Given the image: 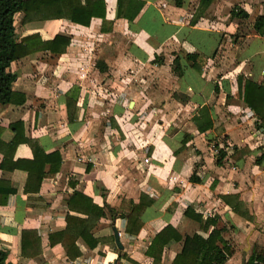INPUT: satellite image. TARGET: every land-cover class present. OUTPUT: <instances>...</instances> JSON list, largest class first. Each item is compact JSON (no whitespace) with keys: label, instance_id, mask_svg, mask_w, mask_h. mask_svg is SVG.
Segmentation results:
<instances>
[{"label":"crops","instance_id":"1","mask_svg":"<svg viewBox=\"0 0 264 264\" xmlns=\"http://www.w3.org/2000/svg\"><path fill=\"white\" fill-rule=\"evenodd\" d=\"M101 1L102 13L88 25L65 17L20 23L22 12L13 13L17 39L37 31L69 40L61 52L38 49L8 66L16 76L14 99L0 105V248L6 261L169 264L185 234L205 236L212 226L201 230L183 214L187 207L202 218L215 215L214 226L224 227L233 252L221 264H242L253 245L264 247V133L254 126L236 79L264 81V31L251 26L264 0ZM232 6L247 16L230 17ZM185 52L204 55L200 70ZM198 113L199 124L212 125L198 130ZM13 121L21 122L22 137L12 143ZM34 147L59 158L52 171L43 163L37 186L21 167L33 160ZM74 190L109 204L115 215L94 221L88 232L99 239L93 247L77 235L80 253L71 259L49 234L64 228L66 212L87 216L68 208ZM236 200L243 214L232 208ZM128 215L138 225L134 232L125 230ZM165 224L180 238L162 245L154 260L145 250Z\"/></svg>","mask_w":264,"mask_h":264},{"label":"trees","instance_id":"2","mask_svg":"<svg viewBox=\"0 0 264 264\" xmlns=\"http://www.w3.org/2000/svg\"><path fill=\"white\" fill-rule=\"evenodd\" d=\"M142 2H139L135 8V13L138 11ZM235 7V9H234ZM103 2L101 0H0V105L10 102L14 99V92L11 89V83L14 80L16 73L11 71L8 66L12 59L18 58L29 52L38 49H48L52 52H61L68 43V36L60 33H55L49 38H42L40 33L33 31L22 35L19 39L16 38L13 24V13L21 11L22 15L19 19L20 23L31 19H45L53 17H65L71 21H75L84 25H88L92 16L102 13ZM230 17L245 18L247 12L241 7L232 6L229 11ZM130 18V17H128ZM252 28L258 34L264 31V11L257 14L252 23ZM185 56L190 60L191 66L196 70H200V64L203 63L204 55L198 52H185ZM237 87L240 92V98L245 105L253 112L255 116L254 126L259 128L264 133V81H254L249 78H244L241 83L239 78L236 79ZM19 101L23 97L18 98ZM200 113L193 116L194 122L198 130H204L210 127L211 121L208 120L201 125L198 121ZM9 128L14 131L10 138L12 143L19 140L21 134V122L13 121L8 124ZM20 130V133H19ZM1 131V128H0ZM1 144V140H0ZM224 151L222 147L218 149V155H222ZM29 160L28 166H21L26 169L27 177L33 174L36 177V185L43 174L42 168L45 161L49 162L48 171L55 169V164L59 161L56 152H51L48 155H41L35 150ZM218 158H216V162ZM19 167L18 165H11V168ZM38 169V172H37ZM193 172L190 174V179H193ZM196 179V178H195ZM240 202L236 200L232 202L231 206L234 211L241 214L245 210L236 207ZM69 209H79L85 211L87 216H78L66 212L65 226L59 231L49 234L52 240L59 241L64 249L67 257L74 258L80 251L77 249L73 240L77 235H80L85 242L93 247L99 238L91 235L88 230L94 224V221L99 216L108 215L110 218L115 215V210L109 204L103 202L101 205L93 203L90 196L80 191L74 190L66 200ZM141 200L135 205H141ZM130 211L134 214L135 209ZM183 214L194 218L201 230H206L208 225H212L205 236L197 232L185 234L183 243L179 252H177L171 259L169 264H221L233 252V247L230 241L224 238L221 234L224 227H215L214 223L216 216H209L202 218L200 214H196L187 207L183 210ZM131 215V214H129ZM126 216L127 222L125 230L127 232H134L138 228L135 224L134 217ZM131 217V218H130ZM132 226V227H131ZM180 234L170 225L165 224L154 235L148 244L145 253L152 256L154 260H158L162 245L168 240H177ZM24 241L22 242V248ZM22 252L25 253L22 249ZM264 261V247L253 245L252 251L242 264H260ZM0 264H11L6 261V249L0 248Z\"/></svg>","mask_w":264,"mask_h":264},{"label":"rangeland","instance_id":"3","mask_svg":"<svg viewBox=\"0 0 264 264\" xmlns=\"http://www.w3.org/2000/svg\"><path fill=\"white\" fill-rule=\"evenodd\" d=\"M231 51H232L231 49H229V48L227 49V47H226V53H231ZM218 59H221V58L218 57ZM222 66H223L222 70H224L225 68H226V69L228 68V66H226L225 64H222ZM222 66H221V67H222ZM218 75H220V73H219ZM250 128H251V127H250ZM248 130H250V129H247V128H246V129H244V132H246V131H248ZM256 139L259 140V142L261 141V138H260V137H256ZM256 139H255V140H256ZM261 144L263 145L264 143H261ZM256 147L260 148V146H258V145H257ZM260 149H261V150H264V147H261ZM260 165H261L262 168H264V162H262ZM258 182H259V181H258ZM230 242H231V241H230Z\"/></svg>","mask_w":264,"mask_h":264},{"label":"water","instance_id":"4","mask_svg":"<svg viewBox=\"0 0 264 264\" xmlns=\"http://www.w3.org/2000/svg\"><path fill=\"white\" fill-rule=\"evenodd\" d=\"M112 233H113V236H114V242H115L116 246L118 248H121L122 245H121V243H120V241L118 239L117 230H116V228L114 226H112ZM112 264H115V260L113 261Z\"/></svg>","mask_w":264,"mask_h":264}]
</instances>
